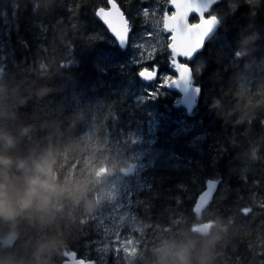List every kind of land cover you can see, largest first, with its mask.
Returning <instances> with one entry per match:
<instances>
[{
  "label": "trees",
  "instance_id": "trees-1",
  "mask_svg": "<svg viewBox=\"0 0 264 264\" xmlns=\"http://www.w3.org/2000/svg\"><path fill=\"white\" fill-rule=\"evenodd\" d=\"M100 5L0 0V264H64L89 233L108 239L106 222L135 241V264H259L264 0L212 9L221 27L193 63L192 115L164 88L149 95ZM210 181L198 216L192 201Z\"/></svg>",
  "mask_w": 264,
  "mask_h": 264
},
{
  "label": "water",
  "instance_id": "water-1",
  "mask_svg": "<svg viewBox=\"0 0 264 264\" xmlns=\"http://www.w3.org/2000/svg\"><path fill=\"white\" fill-rule=\"evenodd\" d=\"M218 0H170V7L175 10V15L171 16L169 14L165 17L164 28L168 34L173 35L169 49L172 53L174 59L173 66L180 72V78L178 80H172L170 83L177 85V87H167L170 91H175L182 97L183 107L188 109V112L192 114L198 106V100L201 97L200 88L196 87L195 77L193 70L190 72L185 65H179L175 63V58L177 56H192L193 52L196 55L191 59L192 62L196 56L203 52L198 51L200 45L197 43L194 47L190 49L181 48L177 44V36H183L190 31H197L201 34V38L207 36V43L204 45V49L208 42L213 38L220 27V22L218 25H209L208 22L203 20V15L209 13L212 6H214ZM189 12H197L201 15V27L190 28L189 22L194 16L188 15ZM99 18L108 28V30L116 35L117 39L120 41L121 48L129 45V39L131 35L130 22L125 16L124 12L120 9L119 5L115 2L111 4L110 11H99ZM215 18V17H211ZM215 27L214 31H211V27ZM211 31V35L208 32ZM149 79L152 77V73H146ZM196 88L199 89V93L196 92ZM133 171H126L127 174ZM217 190V185L213 182L209 183V191L205 192L199 199L196 206V213L200 215L208 206L213 202L214 196ZM214 192V195H213ZM64 264H75V259L68 260Z\"/></svg>",
  "mask_w": 264,
  "mask_h": 264
},
{
  "label": "snow or ice",
  "instance_id": "snow-or-ice-1",
  "mask_svg": "<svg viewBox=\"0 0 264 264\" xmlns=\"http://www.w3.org/2000/svg\"><path fill=\"white\" fill-rule=\"evenodd\" d=\"M115 2V0H101V5L95 11H110L111 4ZM188 15L195 16L194 21L189 22L190 28H199L201 27V15L197 12H189ZM99 19V17H97ZM203 20L208 22L211 26L213 24L218 25L219 17L211 18L206 13L203 15ZM107 30V29H106ZM215 27H211V31H214ZM211 31L208 32V35H211ZM109 35L113 38V40L119 44L120 41L117 39L116 35L109 33ZM168 39H172L171 35H169ZM177 44L181 48L190 49L194 47L197 43H199L200 47L198 51L204 50V45L207 43V36L201 38V34L197 31H190L183 36H177L176 38ZM125 48L128 45L123 46ZM171 55V53H169ZM196 55V52L192 53V56H177L175 58V63L179 65H185L188 70L192 71L191 59ZM152 61H155L153 58ZM144 66L141 67L140 58L137 57L136 59V66L138 67V72L136 73L146 85H155L158 89H163L167 87H177V85L168 83L165 84L164 78L169 77L172 80H178L180 78V72L173 67V61L169 60L167 70L162 71L161 65L159 62H149L146 61L143 63ZM146 73H152L151 79L148 78ZM149 92L150 96H154L155 93L151 92L149 89H146ZM196 92L199 93V89L196 88ZM209 191V185L206 184V188L199 192V194L195 197L192 201V207L195 208L197 202L199 201L200 197ZM214 195V192H213ZM262 209H264V201L261 204ZM264 214V213H262ZM120 232V237L123 239H127L125 235V230H118ZM83 240V254H80L76 249H70V252L74 254L75 257V264H107V257L111 255L113 257L114 264H124L122 257L117 253V247L119 245V240L116 239L115 233H113L112 237L105 239V237L101 233L92 234L89 233ZM107 246V247H106ZM95 254V255H93ZM258 255L264 256V252L258 253ZM67 260V258H65ZM237 264H240V261L237 260ZM252 264V261L249 262ZM259 264H264V259L259 260Z\"/></svg>",
  "mask_w": 264,
  "mask_h": 264
},
{
  "label": "rangeland",
  "instance_id": "rangeland-1",
  "mask_svg": "<svg viewBox=\"0 0 264 264\" xmlns=\"http://www.w3.org/2000/svg\"><path fill=\"white\" fill-rule=\"evenodd\" d=\"M125 5V14L132 24L138 23V29L133 31L132 45L130 47V56L136 60L140 58L141 67L144 66V62H157L167 59V49L170 43L167 35L164 31V16L166 13L172 14V10L169 7L168 0H122ZM129 56V55H127ZM155 58V61H152ZM127 59V58H126ZM161 70H167L168 66L163 63ZM168 78V77H165ZM164 78V79H165ZM149 90L154 93H158L159 89L154 84L150 85ZM138 170V168H137ZM112 184L109 188L112 192H107L109 199L116 198V194L120 192L119 184ZM121 196V195H120ZM126 199L122 196L117 201V208L122 207ZM114 210L106 211V214L102 216L103 219L111 220L112 216H115ZM115 212H118L115 209ZM116 217V216H115ZM105 220V222H106ZM107 223V222H106ZM104 229L108 238L112 237L115 233L116 239L119 240L117 247V253L121 251L122 259L126 264H135V256H138V249L135 247L133 240H126L120 237V232L117 228L112 226V223L106 224ZM120 228V227H119ZM107 247V246H106Z\"/></svg>",
  "mask_w": 264,
  "mask_h": 264
},
{
  "label": "bare ground",
  "instance_id": "bare-ground-1",
  "mask_svg": "<svg viewBox=\"0 0 264 264\" xmlns=\"http://www.w3.org/2000/svg\"><path fill=\"white\" fill-rule=\"evenodd\" d=\"M117 1H115V3H116ZM118 3V2H117ZM120 6V5H119ZM121 7V6H120ZM124 12H125V10H124ZM99 11H97V13H96V15H97V17H99ZM216 17V16H215ZM101 23H102V25L107 29V31L109 32V33H111L109 30H108V28L104 25V23L101 21V19L99 18L98 19ZM219 21H220V19H219ZM221 22V21H220ZM170 45V44H169ZM169 45H168V47H169ZM128 57H131L130 56V54H129V56H126V58H128ZM169 78V77H168ZM141 79V78H140ZM166 79V78H165ZM165 79H164V82H165ZM141 81L143 82V84H145V82L141 79ZM168 81V80H167ZM165 82V84H168V83H170L171 81H172V79L171 80H169L168 82ZM146 85V84H145ZM146 86H148L149 88L151 87L150 85H146ZM197 87V86H196ZM154 88H156V87H154ZM165 89V91L166 92H175V91H170L168 88H164ZM162 89H159V92L161 91ZM201 90V89H200ZM178 105L183 109V110H185L186 111V113L188 114V115H192V114H190L189 112H188V109L186 108V107H183V104H182V97H179V101H178ZM131 168H133V169H136L137 170V167L136 166H134V165H132L131 167H129V168H127V169H124L123 170V175H124V172L125 171H130L131 170ZM125 176H129V175H125ZM212 181H210L209 183H211ZM208 183V184H209ZM196 209V208H195ZM195 213H196V211H195ZM202 232H203V230H202Z\"/></svg>",
  "mask_w": 264,
  "mask_h": 264
},
{
  "label": "flooded vegetation",
  "instance_id": "flooded-vegetation-1",
  "mask_svg": "<svg viewBox=\"0 0 264 264\" xmlns=\"http://www.w3.org/2000/svg\"><path fill=\"white\" fill-rule=\"evenodd\" d=\"M167 80L169 81V80H171V78H166V79H165V82H166ZM168 81H167V82H168ZM156 89H157V88H156ZM160 92H162V90H161ZM160 92H159V93H160ZM167 93L169 94V92H167ZM170 94H172V97L175 98L176 102L179 101V97H176V95H177L176 92H170ZM170 94H169V95H170Z\"/></svg>",
  "mask_w": 264,
  "mask_h": 264
}]
</instances>
